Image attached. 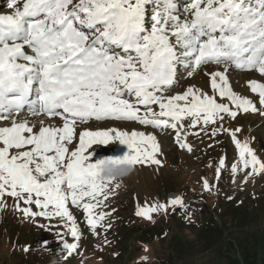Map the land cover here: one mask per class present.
<instances>
[{
  "label": "snow or ice",
  "instance_id": "obj_1",
  "mask_svg": "<svg viewBox=\"0 0 264 264\" xmlns=\"http://www.w3.org/2000/svg\"><path fill=\"white\" fill-rule=\"evenodd\" d=\"M7 7L0 13V207L11 198L26 221L62 226L61 238H72L63 239L65 259L78 254L83 235L71 207L82 210L93 236L110 243L101 232L112 227L115 209H105L119 184L103 178L105 164H162L157 136L146 129L174 130L189 153L187 129L226 135L238 150L232 182L264 175V158L232 126L241 114L264 116V0H9ZM233 69L259 74L248 81L255 100L233 90ZM198 71L210 92L190 85L173 94L180 78ZM93 121L140 128L92 129ZM111 141L127 151H89ZM226 167L219 158L217 183ZM214 187L202 178L204 191ZM187 207L175 194L145 201L136 215L151 221L152 213Z\"/></svg>",
  "mask_w": 264,
  "mask_h": 264
},
{
  "label": "rangeland",
  "instance_id": "obj_2",
  "mask_svg": "<svg viewBox=\"0 0 264 264\" xmlns=\"http://www.w3.org/2000/svg\"><path fill=\"white\" fill-rule=\"evenodd\" d=\"M213 70H222V67L217 69V66H213ZM228 76L234 91L256 99L255 94L250 91L248 81H259L261 78L258 73L233 69L229 71ZM190 85L210 92L207 76L204 71H198L194 78H181L173 89V94L182 92ZM97 124L98 122H90L88 127L95 129ZM102 125L129 131L140 128L138 124L122 122H108ZM232 126H241L243 131L240 138L248 140L256 154L264 158V116L255 113L241 114L232 122ZM187 130L190 133L187 142L193 146L191 153L180 149L175 143L174 130L146 129L157 136L160 145L157 158L162 164L134 165L131 174L117 181L118 187L113 186L112 195L107 202L110 207L105 209H115L110 217L112 227L107 233L101 232V236L106 235L110 241L107 245L102 243V239L91 234L85 224L82 210L71 207L83 235L79 242L78 254L65 259L67 253L63 248V239L72 242V238L66 234L61 238L65 231L63 227L40 228L26 221L23 215L15 210L14 201L8 198L6 206L0 207V264H158L163 260L172 259L171 240L174 236L191 241L195 245L183 261L216 264L219 257L217 248L222 240L219 239L215 247L204 249V233H201V228L208 220L215 219L226 224L230 230L226 232L229 234L258 231L264 236V175L249 179L246 184H240L237 177V182L233 183L230 166L238 159V150L230 138L226 135L210 138V133L205 135L201 132L196 135L193 133L198 131L197 129ZM120 148L118 141H111L107 145H94L89 151L95 149L94 156L97 152V155L108 156L127 151V147L123 152ZM221 157L226 159L227 167L222 170L217 183L215 167ZM209 164L212 166L209 167ZM202 178H207L215 185L211 192L202 189ZM175 194L184 196L188 205L186 210L173 211L169 208L167 213H152L151 221L136 215L138 205H143L145 201L165 202L166 198ZM234 205L241 206L249 213L245 223L232 220L230 208ZM39 223L50 222L41 219ZM148 231L152 232L148 234ZM97 244L101 245L103 251L97 250ZM25 247H28L29 251H24ZM261 255L264 256V243ZM142 256H147L148 259L143 261L140 259Z\"/></svg>",
  "mask_w": 264,
  "mask_h": 264
},
{
  "label": "trees",
  "instance_id": "obj_3",
  "mask_svg": "<svg viewBox=\"0 0 264 264\" xmlns=\"http://www.w3.org/2000/svg\"><path fill=\"white\" fill-rule=\"evenodd\" d=\"M230 209H232V220L245 223L249 217L247 210L239 205H234ZM226 231H230L227 229V225L219 223L215 219L208 220L201 228V233H204L202 234L204 249L215 247L217 241L222 240L217 248L219 257L216 264H264V256L261 255V248L264 243L263 233L246 231L238 234L230 232L229 234ZM151 232L148 231V234ZM171 245L172 259L170 261L163 260L158 264H198L183 261L189 251L195 247L191 241H185L174 236ZM137 264L148 263L139 262Z\"/></svg>",
  "mask_w": 264,
  "mask_h": 264
},
{
  "label": "clouds",
  "instance_id": "obj_4",
  "mask_svg": "<svg viewBox=\"0 0 264 264\" xmlns=\"http://www.w3.org/2000/svg\"><path fill=\"white\" fill-rule=\"evenodd\" d=\"M134 170L133 165L121 164L112 165L105 164L103 166V178H114L116 181L121 180V178L128 176Z\"/></svg>",
  "mask_w": 264,
  "mask_h": 264
},
{
  "label": "bare ground",
  "instance_id": "obj_5",
  "mask_svg": "<svg viewBox=\"0 0 264 264\" xmlns=\"http://www.w3.org/2000/svg\"><path fill=\"white\" fill-rule=\"evenodd\" d=\"M107 123H108V122H107ZM93 146H94V145H93ZM93 146H92V147H93ZM126 147H127L126 145H123V146L121 145L120 151L123 152L124 150H126V149H125ZM120 154H122V153H120Z\"/></svg>",
  "mask_w": 264,
  "mask_h": 264
}]
</instances>
